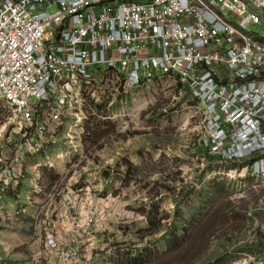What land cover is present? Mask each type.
Listing matches in <instances>:
<instances>
[{"label":"rangeland","instance_id":"obj_1","mask_svg":"<svg viewBox=\"0 0 264 264\" xmlns=\"http://www.w3.org/2000/svg\"><path fill=\"white\" fill-rule=\"evenodd\" d=\"M249 29L264 38V24ZM88 110L108 118L28 154L20 187L0 195V264L264 263V152L206 155L174 85L117 84ZM10 116L0 100V166Z\"/></svg>","mask_w":264,"mask_h":264},{"label":"built area","instance_id":"obj_2","mask_svg":"<svg viewBox=\"0 0 264 264\" xmlns=\"http://www.w3.org/2000/svg\"><path fill=\"white\" fill-rule=\"evenodd\" d=\"M263 24L264 0H0L2 129L15 146L0 195L20 187L28 154L107 119L89 103L117 84L174 85L197 110L210 157L264 152V38L249 29Z\"/></svg>","mask_w":264,"mask_h":264},{"label":"trees","instance_id":"obj_3","mask_svg":"<svg viewBox=\"0 0 264 264\" xmlns=\"http://www.w3.org/2000/svg\"><path fill=\"white\" fill-rule=\"evenodd\" d=\"M256 155H259V153L258 154H256ZM255 155V156H256ZM252 157H254V156H252ZM252 157H250V160H253V159H255V158H252ZM256 158H258V157H256ZM254 161V160H253ZM253 167H254V165H252L251 167H250V169H249V173H251V171H252V169H253ZM249 177H250V174H249ZM249 179H251V178H249ZM172 239V238H171ZM147 249H145L141 254H139V255H137V257L138 258H140V257H142V256H144V254H146L147 253Z\"/></svg>","mask_w":264,"mask_h":264}]
</instances>
